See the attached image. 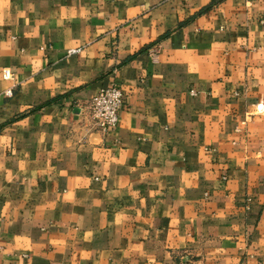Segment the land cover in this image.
I'll list each match as a JSON object with an SVG mask.
<instances>
[{"label":"crops","instance_id":"obj_1","mask_svg":"<svg viewBox=\"0 0 264 264\" xmlns=\"http://www.w3.org/2000/svg\"><path fill=\"white\" fill-rule=\"evenodd\" d=\"M0 264H264V0H0Z\"/></svg>","mask_w":264,"mask_h":264},{"label":"built area","instance_id":"obj_2","mask_svg":"<svg viewBox=\"0 0 264 264\" xmlns=\"http://www.w3.org/2000/svg\"><path fill=\"white\" fill-rule=\"evenodd\" d=\"M5 77H11V72L6 70ZM125 99L123 89L118 82H113L84 103L81 114L89 133L99 132L107 135L115 130L125 106Z\"/></svg>","mask_w":264,"mask_h":264}]
</instances>
